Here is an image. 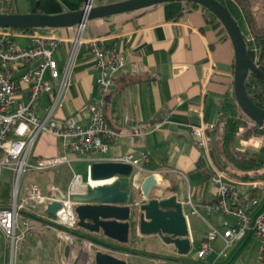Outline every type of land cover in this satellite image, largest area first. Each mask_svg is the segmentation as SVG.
<instances>
[{
  "label": "crops",
  "instance_id": "0c3cea01",
  "mask_svg": "<svg viewBox=\"0 0 264 264\" xmlns=\"http://www.w3.org/2000/svg\"><path fill=\"white\" fill-rule=\"evenodd\" d=\"M27 1L30 4L27 12H34L38 1L41 12L47 14L77 10L86 3V0ZM115 1L119 0H94L92 5ZM15 4L16 0H12L6 6L15 9ZM257 13L260 21L264 23V8L259 7ZM260 27H264V24ZM38 31L51 32L62 39L54 55L61 65L69 46L67 40L74 36L75 26L38 28ZM81 37L83 39L100 37L105 46L114 48L124 58V65L114 74L104 102L105 126L118 135L114 140L106 141L104 152L78 154L86 155L83 160L89 162L86 164L85 178L88 176V168L92 162L113 161L125 156L138 160V165L133 167L134 176L119 178L121 190L127 189L133 182L131 191L138 193L139 181L144 176L150 173L160 175L162 188L167 190L164 195L173 194L176 201L182 203L190 250L193 238L189 231L185 205L190 208L191 205L194 206L196 212L192 213L196 215H200L198 208L204 211L206 215L201 218L208 227L220 221L212 219L210 212L207 213L202 204L210 200L215 190L210 182L209 162L214 164L210 150H213V134L217 128L218 104L225 92H232L233 49L228 36L223 27L219 28L218 25L210 22L208 13L202 7L193 6L186 1H172L88 20L84 23ZM68 82L61 107L54 111L51 119L60 123L62 118L72 117L77 124L83 125L87 117L86 103L95 95L93 61L83 44L79 47ZM51 84L55 87L57 81L51 80ZM48 104L47 96L39 98L37 103L39 116H43ZM206 124L214 125V130L210 134L209 154H205L203 149L193 144L189 133L191 126ZM72 154L76 155L64 150L59 139L46 133L40 134L32 147L33 157L65 156L67 162L54 167L58 170L55 172L54 180L50 182H34L24 175L19 186V196L21 189L28 182L36 183L45 194L50 192L58 196L60 193L65 194L72 178L70 173L67 175L65 173L69 163L74 159ZM198 164H201V169L197 167ZM3 175L7 176V181L0 183L9 187V198L6 203L8 205L11 198L10 172L2 170L0 178ZM237 189L240 192L248 191V188L243 186H238ZM142 198L139 196V200ZM25 217L34 227L38 228L42 224L40 220L25 214H21L20 219ZM45 229L48 228L35 230ZM76 231L83 237L107 242L101 235L80 229ZM130 235L142 236L134 227L129 230L128 239ZM148 236L158 241L156 245L163 244L177 253L171 245L164 244L158 236ZM205 236L199 237V242ZM250 242L257 263L256 241L253 238L246 235L234 244ZM109 243L120 247L119 252H113L119 255L118 258L125 260L129 257L128 240L124 244L112 241ZM19 244L15 263L17 258H21ZM65 246L58 237L55 251L61 264L66 261L63 253ZM211 246L214 250H218L219 240L211 242ZM94 250L97 249L93 247L90 252ZM210 254L216 255L214 252ZM3 255V264H6L5 247ZM226 257L227 255L217 258ZM170 260L174 263L177 261L176 258Z\"/></svg>",
  "mask_w": 264,
  "mask_h": 264
},
{
  "label": "built area",
  "instance_id": "2783aa9c",
  "mask_svg": "<svg viewBox=\"0 0 264 264\" xmlns=\"http://www.w3.org/2000/svg\"><path fill=\"white\" fill-rule=\"evenodd\" d=\"M9 1L12 0H0V13H3ZM83 27L84 24L75 26L74 36L67 40L69 46L61 65L54 55L62 39L55 34L36 31L38 28H0V172H10L11 183L9 204L0 207V233L7 255L6 264H15L17 246L30 229L43 228L55 231L67 246L64 264H82L83 258L86 257L90 264H93L90 251L94 243L76 231V216L73 210L76 203L72 197L85 195L87 187L90 189L98 185L112 184L116 177L92 185L88 176L83 181L79 174L73 173L62 198L54 192L42 193L39 186L33 182H28L21 189L19 196V186L27 172L49 170L67 162L65 156L33 157L32 147L40 134L46 133L59 139L62 148L74 154L104 152L106 141L114 140L118 135L105 126L104 102L114 74L124 65V58L114 48L105 46L100 37L83 39ZM243 34L246 41L251 43L252 63L257 67L253 38L246 32ZM18 37L26 38L27 46H19L15 41ZM81 44L86 47L93 61L95 95L86 103L87 117L83 125L77 124L72 117L62 118L60 123H56L51 118L64 100L69 74ZM51 80L57 81L55 87L52 86ZM252 89L254 90L255 86ZM42 96H47L49 104L43 116H39L37 103ZM246 127L262 129L250 120L246 122ZM213 130V124L190 127L193 144L203 149L205 154H209L210 134ZM263 136L261 138L264 139ZM252 138L253 135L248 140ZM113 161L128 163L132 167L138 165V160L130 156ZM209 166L212 172L210 182L215 190L210 200L204 202L202 207L207 213L222 214L225 219L220 220L216 226L209 225V231L201 239L195 258L202 259L212 252L216 254L215 258L224 257L227 248L248 235L256 241L257 263L264 264L263 180H234L212 162H209ZM238 186L246 187L248 191L240 192ZM252 192L257 195H252ZM54 201L60 204L59 209L52 216L46 215V205ZM191 208L195 213V207L191 205ZM21 214L40 220L42 224L38 228L34 227L30 225L27 217L20 219ZM215 240L220 242L218 250L211 246V242ZM210 264H215V259Z\"/></svg>",
  "mask_w": 264,
  "mask_h": 264
},
{
  "label": "water",
  "instance_id": "95a60500",
  "mask_svg": "<svg viewBox=\"0 0 264 264\" xmlns=\"http://www.w3.org/2000/svg\"><path fill=\"white\" fill-rule=\"evenodd\" d=\"M172 1L192 2L211 13L223 27L233 49L232 94L240 111L256 126L264 129V110L255 105L244 89V80L251 73L264 80V72L258 69L246 54L243 33L236 19L218 0H119L100 5H85L77 10H67L55 14L47 13H0V28L32 29L62 28L84 24L86 21L118 13L133 11L148 6ZM218 128L213 134L212 148L220 166L224 162L216 151L214 140ZM134 176L133 167L119 161L92 162L88 168L90 181H101L116 177L109 185L90 188L88 195H76L72 199L77 229L87 233L101 235L103 240L94 239L98 248L94 250L93 264H126L125 260L113 255L120 247L109 242L124 244L128 240L129 230L134 227L141 235H156L167 245H171L177 254L188 253L190 243L182 203L176 201L173 194L164 195L162 179L157 173L144 176L138 184V193L131 191V182L125 190L120 189L119 178ZM63 193L59 194L62 198ZM139 196L143 197L139 200ZM60 207L58 202L46 205L44 213L52 216ZM90 239V238H88ZM67 255V246L63 250Z\"/></svg>",
  "mask_w": 264,
  "mask_h": 264
},
{
  "label": "rangeland",
  "instance_id": "374dc122",
  "mask_svg": "<svg viewBox=\"0 0 264 264\" xmlns=\"http://www.w3.org/2000/svg\"><path fill=\"white\" fill-rule=\"evenodd\" d=\"M94 1V0H92ZM251 2V12L257 26H261L264 23L260 21L259 14L257 13L258 8H264V0H249ZM263 1V3H262ZM221 3L229 10L232 16L238 20L237 13L231 8L229 3L226 0H221ZM29 3L27 0H16L15 10L17 13H27L29 9ZM242 33L245 32L244 26L239 23ZM38 31V30H36ZM86 30L83 32V34ZM16 43L19 46H27V39L24 37L15 38ZM264 134L253 135L252 140L248 138L243 139V144L241 139H236L235 146L236 149L244 151L256 150L264 148L263 138L261 136ZM264 137V136H263ZM74 159L69 163V167L65 172L67 174H79L82 177V180L85 179V170L86 164L89 163L83 159L86 158V155H71ZM57 169L41 170V171H30L25 175L29 180L38 183H45L54 180L55 172ZM64 173V174H65ZM25 176V177H26ZM121 179V178H120ZM259 179V178H258ZM264 182V177H263ZM7 176L3 175L0 178L1 183H6ZM70 183V182H69ZM181 189L182 186H180ZM181 191V190H180ZM85 195L90 194V189L85 188ZM185 211L188 217L189 231L190 235L193 238V243L188 253L184 255H179L174 253L171 248L161 246L156 243L158 242L155 238L148 235H142L141 237H134L130 235L128 239V248H129V257L125 258L126 264H210L215 258L214 254L207 255L202 259H195L193 254L200 247L199 237L205 236L209 231V227L203 222L201 217H205V212L201 209H197L200 215L193 214L191 208L185 205ZM212 219L222 220L225 217L222 214H214L210 212ZM216 224V222H213ZM217 225V224H216ZM215 225V226H216ZM52 229H45L43 231H36L35 229H30L24 240L19 244V250L21 253V258H17L15 264H61V261L55 251L58 237L55 231ZM80 232V231H79ZM78 233V232H77ZM81 233V232H80ZM82 234V233H81ZM3 238L0 235V264H3ZM94 240V238H90ZM249 242V240L247 241ZM76 243V242H75ZM100 250V248H95ZM114 256L119 257V255L113 253ZM226 258H217L215 264H257L254 258V250L252 243H240L233 244L232 247H229L226 250ZM176 258L177 261L170 260ZM16 259V258H15ZM78 262V260H77Z\"/></svg>",
  "mask_w": 264,
  "mask_h": 264
},
{
  "label": "trees",
  "instance_id": "16d2710c",
  "mask_svg": "<svg viewBox=\"0 0 264 264\" xmlns=\"http://www.w3.org/2000/svg\"><path fill=\"white\" fill-rule=\"evenodd\" d=\"M231 8L237 13V23H241L245 32L253 38L254 46L256 47L258 69L264 72V27H259L255 23L253 14L251 12V2L249 0H226ZM11 3V1H9ZM193 6H199L192 2H187ZM200 7V6H199ZM204 9V8H203ZM209 17L210 22L214 25L221 24L216 18L204 9ZM15 9L11 6H6L3 13H15ZM36 13H42L38 1H36L35 11ZM240 27V25H239ZM243 39L246 48V54L249 59L253 60V52L243 34ZM255 86V91L252 87ZM244 89L250 100L264 110V80L249 73L244 80ZM249 119L238 108L233 94L231 91H227L223 94L222 99L218 104V121L216 127L218 128L217 136L215 139V148L218 152L220 159L224 162L223 166H220L215 159L213 150H210L211 158L215 166L219 169L226 171L231 178L238 181H250L255 179H263L264 177V148L256 150H238L235 147L236 139H245L251 135L264 134V129H258L257 127H246V122ZM201 164H198L200 168ZM201 169V168H200ZM212 172L209 173V177ZM208 177V178H209ZM9 187L7 184L0 183V207H6L9 194ZM252 195H257L252 192ZM91 240V239H90ZM93 241V240H92Z\"/></svg>",
  "mask_w": 264,
  "mask_h": 264
},
{
  "label": "bare ground",
  "instance_id": "6f19581e",
  "mask_svg": "<svg viewBox=\"0 0 264 264\" xmlns=\"http://www.w3.org/2000/svg\"><path fill=\"white\" fill-rule=\"evenodd\" d=\"M97 182H98V181H90V183H91L92 185L98 184ZM74 188H76V187L74 186ZM83 259H84V260H82V261H83L82 264H90V262H89V260H88L87 257H86V258H83Z\"/></svg>",
  "mask_w": 264,
  "mask_h": 264
},
{
  "label": "flooded vegetation",
  "instance_id": "af4514ba",
  "mask_svg": "<svg viewBox=\"0 0 264 264\" xmlns=\"http://www.w3.org/2000/svg\"><path fill=\"white\" fill-rule=\"evenodd\" d=\"M92 240V239H91ZM94 241V240H93ZM94 243V248H96L97 247V245H96V243H95V241L93 242ZM98 248V247H97ZM93 249V248H92ZM100 250H104L105 251V249H103V248H100ZM92 254H93V252H92Z\"/></svg>",
  "mask_w": 264,
  "mask_h": 264
}]
</instances>
